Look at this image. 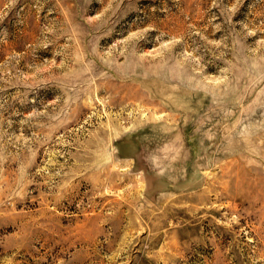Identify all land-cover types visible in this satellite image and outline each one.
Listing matches in <instances>:
<instances>
[{
    "label": "rangeland",
    "instance_id": "obj_1",
    "mask_svg": "<svg viewBox=\"0 0 264 264\" xmlns=\"http://www.w3.org/2000/svg\"><path fill=\"white\" fill-rule=\"evenodd\" d=\"M0 264H264V0H0Z\"/></svg>",
    "mask_w": 264,
    "mask_h": 264
}]
</instances>
